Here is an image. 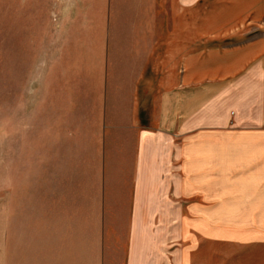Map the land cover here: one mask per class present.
I'll return each mask as SVG.
<instances>
[{"label": "crops", "instance_id": "crops-1", "mask_svg": "<svg viewBox=\"0 0 264 264\" xmlns=\"http://www.w3.org/2000/svg\"><path fill=\"white\" fill-rule=\"evenodd\" d=\"M100 1L99 10L67 15L60 28L73 26L78 18L99 19L94 30L107 48L108 0ZM147 4L148 26L145 30V23L139 24L138 36L125 41L118 58L121 66L111 79L124 85L115 96H122L124 105L119 201L123 207L129 204L123 259L126 264H209L210 226L215 210L219 218L226 202L227 137L248 121L253 144L264 140V0H147ZM104 52L107 60L109 50ZM134 61L137 66H129ZM98 84L102 82L96 86V105L103 107L105 97L106 119L113 123L114 88L99 97L106 86ZM246 91L249 120L241 115ZM231 124L234 133L229 131ZM101 168L100 198H76L79 209H74L73 225L67 229L68 264L103 263L105 235L112 227L106 229L105 223L110 210L106 204L113 199V186L106 180L113 172L108 162L105 173L103 164ZM85 203L90 204L88 209ZM84 218L89 221L86 244L80 238ZM27 223L26 219L25 244L19 249L14 229L11 232L9 264H18V257L20 264L31 263L32 231ZM0 264H7L1 246Z\"/></svg>", "mask_w": 264, "mask_h": 264}, {"label": "rangeland", "instance_id": "rangeland-1", "mask_svg": "<svg viewBox=\"0 0 264 264\" xmlns=\"http://www.w3.org/2000/svg\"><path fill=\"white\" fill-rule=\"evenodd\" d=\"M101 7L100 0H0V246L7 264L13 229L15 247L25 244L26 219L32 231L30 264H68L67 229L79 209L76 198L100 195L101 166L105 173L107 162L113 199L106 204L105 223L113 230L105 235L102 264H126L123 225L129 204L119 201L124 105L122 96L115 98L124 85L111 79L125 41L138 36L149 8L147 0H108L107 48L94 30L99 19L78 18L60 28L67 15ZM100 81L106 89L99 97L114 88L113 123L106 119L105 97L97 107ZM243 94L241 115L249 120V92ZM246 123L235 133L231 124L234 135L227 137L225 217L222 207L219 218L215 210L209 264H264V140L255 146ZM83 221L80 238L86 244L89 221Z\"/></svg>", "mask_w": 264, "mask_h": 264}]
</instances>
